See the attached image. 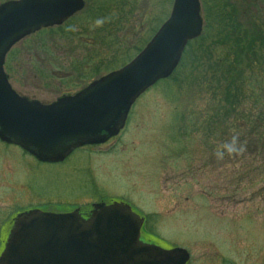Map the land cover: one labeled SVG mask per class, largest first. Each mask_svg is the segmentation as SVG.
I'll return each mask as SVG.
<instances>
[{
	"label": "rangeland",
	"instance_id": "1",
	"mask_svg": "<svg viewBox=\"0 0 264 264\" xmlns=\"http://www.w3.org/2000/svg\"><path fill=\"white\" fill-rule=\"evenodd\" d=\"M86 2L73 20L24 38L8 54L5 72L20 95L50 104L122 68L147 46L174 5ZM200 2L206 33L214 31L209 10L215 1ZM230 2L248 27L247 43L259 34L256 25L264 26V0ZM256 45L264 51L263 40ZM195 49L187 66L198 58ZM174 74L140 96L119 136L82 147L62 163L39 162L0 140V255L19 213L87 211L106 201L131 206L144 220V242L186 249L189 264H264V137L234 142L212 99L186 89ZM228 114L229 122L240 116Z\"/></svg>",
	"mask_w": 264,
	"mask_h": 264
},
{
	"label": "water",
	"instance_id": "2",
	"mask_svg": "<svg viewBox=\"0 0 264 264\" xmlns=\"http://www.w3.org/2000/svg\"><path fill=\"white\" fill-rule=\"evenodd\" d=\"M84 6V0H9L0 5V140L41 162H62L80 147L119 135L137 99L175 72L189 42L204 27L200 0H174L168 20L121 69L50 104L20 95L5 72L10 50L27 36L62 25ZM93 206L87 219L79 209L18 214L0 264L189 263L186 249L144 242V220L131 206Z\"/></svg>",
	"mask_w": 264,
	"mask_h": 264
},
{
	"label": "trees",
	"instance_id": "3",
	"mask_svg": "<svg viewBox=\"0 0 264 264\" xmlns=\"http://www.w3.org/2000/svg\"><path fill=\"white\" fill-rule=\"evenodd\" d=\"M214 1L209 12L214 16L212 20L217 26L214 31L207 33L205 26L203 34L189 43L179 65V72H175L178 73L176 79L186 89L191 87L203 100L212 99L218 110L212 109L220 112V118L229 126L227 137L233 133L234 142L244 143L246 139L263 141L260 137H264V132H261L264 129V51L256 42L257 39L264 41V26L256 25L259 26V34L253 35L246 43L244 32L248 27L239 22L235 7L230 9L231 0ZM209 17L208 14L207 19ZM195 48L200 50L197 52L198 58L189 60L187 66V56ZM258 63L262 65L258 66ZM189 65L195 68L186 71L185 67ZM246 65L251 71L245 68ZM254 71H257L255 78L252 76L256 73ZM246 105L252 108L246 110ZM231 111H238L240 116L229 122L228 113ZM258 135L259 138L256 137ZM233 139L228 142V138H224L223 141L230 143ZM4 224H0V234Z\"/></svg>",
	"mask_w": 264,
	"mask_h": 264
},
{
	"label": "flooded vegetation",
	"instance_id": "4",
	"mask_svg": "<svg viewBox=\"0 0 264 264\" xmlns=\"http://www.w3.org/2000/svg\"><path fill=\"white\" fill-rule=\"evenodd\" d=\"M84 2H85V6H84V8L81 10V11H79L78 13H76L73 17H71L70 19H68L65 23H63L62 25H59V26H54V27H50V28H47V29H50V30H52V29H54L55 27H57V28H60V27H62L63 25H65L66 23H68V22H70L71 20H73V18H75V16L77 15V14H79V13H81L83 10H85L86 9V6H87V2H86V0H84ZM47 29H43V30H47ZM43 30H41V31H43ZM63 97V96H62ZM112 139H114V138H110L108 141H111ZM81 149V148H80ZM104 202H106V201H104ZM106 203H108V202H106ZM109 203H112V202H109ZM94 205V204H93ZM71 210H77V208L75 209V208H73V209H70V210H65V211H57L56 213H67V212H70ZM94 210V206H92V208H90V209H88L87 211H80V212H82L81 214L83 215V217L84 218H90L92 215V211ZM47 211H51V210H47ZM52 212H55V211H52ZM142 239V238H141ZM143 240V239H142ZM144 241V240H143ZM147 243H151V242H147ZM151 244H153V243H151Z\"/></svg>",
	"mask_w": 264,
	"mask_h": 264
}]
</instances>
